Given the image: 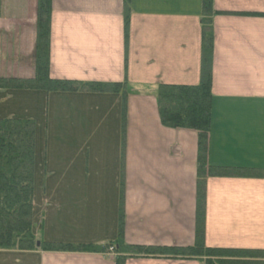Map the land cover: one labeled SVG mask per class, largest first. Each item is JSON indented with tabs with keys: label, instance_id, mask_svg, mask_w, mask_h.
Here are the masks:
<instances>
[{
	"label": "crops",
	"instance_id": "crops-1",
	"mask_svg": "<svg viewBox=\"0 0 264 264\" xmlns=\"http://www.w3.org/2000/svg\"><path fill=\"white\" fill-rule=\"evenodd\" d=\"M1 2L0 77L33 78L38 0ZM214 6L219 13L214 17L209 161L264 174V0H214ZM126 7L130 15L128 41L124 34ZM202 7L203 0H52L51 78L103 83L128 80L131 88L125 139L122 93L29 89L34 106L38 113L45 112L47 121L56 125L69 121L71 129L79 130L78 134L72 132V147L82 143L81 137L90 131L110 137L107 142L98 139L99 162L94 156V167L97 162L103 165L109 161L99 146L109 147L114 141L115 151H121L122 173L120 180L114 178L116 189L112 192L93 186L92 181L90 186L84 185L85 181L77 178H88L87 173L70 164L62 172L61 178H74L79 184L66 187L79 196L73 199L75 205L69 203L65 224L82 227L84 233L98 238L86 236L84 240L76 235L55 242L107 245L115 241L124 204L128 244H194L198 132L164 126L156 90L159 84L200 83ZM4 92L7 90H0L1 95ZM10 94L3 97L8 101L13 98V92ZM102 102L108 108L105 120L100 126L87 127ZM91 194H96L97 208L84 203ZM36 231L38 240L47 241ZM206 244L264 249V178H208ZM115 257V252L107 250H0V264H115ZM126 264L202 261L138 257L129 258Z\"/></svg>",
	"mask_w": 264,
	"mask_h": 264
},
{
	"label": "trees",
	"instance_id": "trees-1",
	"mask_svg": "<svg viewBox=\"0 0 264 264\" xmlns=\"http://www.w3.org/2000/svg\"><path fill=\"white\" fill-rule=\"evenodd\" d=\"M129 0H126L128 2ZM1 2V0H0ZM127 4V3H126ZM127 6V5H126ZM219 12L214 0H203L201 80L197 85L159 84L156 90L161 123L174 129L198 132L195 243L188 246L135 245L125 240L124 204L120 209L118 237L107 245L41 241L34 232L36 181V123L24 117L0 116V250L95 251L113 246L115 264L129 258L199 259L202 264H264V249L210 247L206 244V189L209 177L264 178L260 171L242 167L213 165L209 161V135L212 127V85L214 56V17ZM52 0H38L36 73L33 78L0 77V90L33 89L55 91L120 92L123 99V138L127 120L128 80L121 83L82 82L53 79L50 76V35ZM130 15L126 7L124 34L128 41ZM121 199L125 183L122 177ZM123 203V201H122Z\"/></svg>",
	"mask_w": 264,
	"mask_h": 264
},
{
	"label": "rangeland",
	"instance_id": "rangeland-1",
	"mask_svg": "<svg viewBox=\"0 0 264 264\" xmlns=\"http://www.w3.org/2000/svg\"><path fill=\"white\" fill-rule=\"evenodd\" d=\"M1 49H3L2 44H0V54L2 52ZM0 59L3 60L1 56ZM21 91L11 89L7 90L6 93H2V95L0 94V98H3L0 99V116L14 117L20 115L24 118L34 119L36 123L34 222L39 224V227L36 228L35 226V231L39 229L36 232L40 233L43 240L47 241L65 242L74 238L76 235H79L84 240L86 236L88 238H98L97 234L84 233L85 230H82V227L70 226L69 228L67 225L70 223L67 222V225L65 224V221H67L65 219L68 217L66 209L70 207V202L71 205H75L73 204V199L79 196L78 193L67 190L66 187L78 186L77 179H83L85 181L84 185L90 186L92 181L95 187L101 185L103 186V190L107 189L109 192L114 191L116 189L114 178L118 177L120 180V172L122 173L121 151L118 153L115 151L114 141L111 142L109 147L99 146L100 149H104L103 154L105 157L109 158V161L101 165L98 163L99 158L96 156L98 146L96 143L99 142L98 139L101 137L104 138V142H107L110 137L100 134L99 131L98 133H91L90 131L84 138L81 137L82 143L72 147L74 145L71 140L72 132L74 131L78 134L79 130L71 129V125H68L69 121L57 125L54 122L47 121L48 118L45 117V112L42 114L38 113L34 106V100L31 99L29 89H23ZM11 92H13V98L7 101L4 97H9L8 95H11ZM103 102L92 112L87 127L100 126V123L105 120L103 116L108 111V108ZM57 118L58 116L55 119ZM76 121L78 120L74 122ZM82 133L83 131L79 132V135L81 136ZM81 146L83 147V152L79 153ZM89 154H91V157H88ZM94 156L98 158L95 167L91 162L92 159L94 160ZM69 164L72 168L85 171L88 178H61L63 176L62 172L68 168ZM99 174L102 177L98 178ZM84 203L88 204V207L95 206L96 208L99 204L96 194L89 195L84 200ZM71 224L73 225L74 223L71 222ZM76 230H81L83 233H80L81 231L78 233Z\"/></svg>",
	"mask_w": 264,
	"mask_h": 264
},
{
	"label": "water",
	"instance_id": "water-1",
	"mask_svg": "<svg viewBox=\"0 0 264 264\" xmlns=\"http://www.w3.org/2000/svg\"><path fill=\"white\" fill-rule=\"evenodd\" d=\"M40 244V242H38V245Z\"/></svg>",
	"mask_w": 264,
	"mask_h": 264
}]
</instances>
